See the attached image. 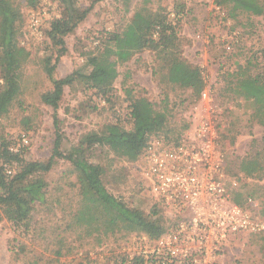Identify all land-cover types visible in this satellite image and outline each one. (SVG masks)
<instances>
[{
  "label": "rangeland",
  "instance_id": "obj_1",
  "mask_svg": "<svg viewBox=\"0 0 264 264\" xmlns=\"http://www.w3.org/2000/svg\"><path fill=\"white\" fill-rule=\"evenodd\" d=\"M9 1L19 14L8 37L0 10V143L28 133L31 144L23 157L47 165L57 138L55 111L42 100V95L53 89L49 69L55 65L54 79L78 73L64 88L58 109L61 150L74 155L85 152L91 162L104 168L108 189L123 195L124 202L135 203L136 197L146 200L149 190H139L137 184L138 156L128 160L115 153L101 144V134L110 124L131 130L130 105L140 96H147L155 103V112L165 115L163 127L151 135L177 137L182 133L189 122L194 96L171 81L169 62L184 53L198 64L209 65L214 90L224 103L219 130L225 171L239 181L229 201L245 204L252 197L258 203L254 211L264 218V95L259 101L239 97L238 79L222 72L227 64L241 65L243 69L250 67L247 77L258 73L264 77V61L257 67L252 58L264 53V0H251L259 13L246 8L235 13L227 7L230 21L211 13L207 0H76L78 6L92 9L65 38L68 52L57 63V48L47 31L52 20L62 15L60 3ZM175 5L181 7L184 16L174 46L144 49L118 64L119 76L112 81L110 93L103 95L87 77L91 71L88 58L110 45L111 34L124 31L137 9L146 8L165 17ZM33 19L39 20L38 30L32 27ZM237 30L241 31L240 44L221 67L216 58L222 40ZM198 31L211 37L204 56V44L194 39ZM253 167L254 172L247 174ZM34 177L47 183L46 199L35 203L30 218L20 225L7 218L0 221V264L113 263L120 245L128 239L117 245L116 234L104 235L97 224L88 226L83 221L91 213L72 164L57 159L52 169L39 171ZM146 204L148 200L143 204L148 209ZM190 213V208L183 210V216ZM224 253L226 264H264V234L239 233L228 240Z\"/></svg>",
  "mask_w": 264,
  "mask_h": 264
},
{
  "label": "trees",
  "instance_id": "obj_2",
  "mask_svg": "<svg viewBox=\"0 0 264 264\" xmlns=\"http://www.w3.org/2000/svg\"><path fill=\"white\" fill-rule=\"evenodd\" d=\"M57 1L63 8V12L61 17L52 20L47 31L53 46L57 48L56 63L68 52L65 38L76 30L92 9V6L89 8L78 6L76 0ZM215 1L224 9L230 7L235 13L242 8L254 10V13L260 12L257 5L252 3L253 0L252 2L251 0ZM175 7L181 13V7L178 5ZM0 10L5 16L7 35L10 37L19 11L9 0H0ZM182 20L183 17L180 16L176 18V24H173L168 15L164 17L146 8L137 9L126 29L122 33L111 34L110 45L88 58L91 71L87 77L96 83V87L103 95L109 94L112 81L119 76L118 64L129 61L136 53L144 49L158 50L174 46L177 39L180 38ZM156 32H158V36L154 37ZM221 45L216 62L224 67L228 63V55L233 51L227 52L224 42ZM252 58L257 61L254 65L260 67L264 61V53L254 55ZM169 64V78L171 81L179 83L182 88L189 90L194 96L191 103H195L206 85L198 62L188 58L184 53H180L171 59ZM227 66L228 68L222 72L226 76H230L231 79L235 77L238 79V96L248 100H261L264 95V77L260 73L253 77H247L245 73H247V69H250L249 66L244 69L241 65L236 67L227 64ZM54 70L55 65L49 69L53 89L42 95L43 102L55 111L54 124L57 138L51 158L47 165L28 161L23 157L25 150L21 153L10 150L9 147L17 139L0 143V221L7 218L16 225L27 221L31 216L34 204L42 203L46 199L47 183L40 178H35L34 175L39 171L44 172L52 169L57 159H66L74 167L81 194L91 213L83 221L88 226L97 224V228H102L104 235L116 234L117 245L135 234H147L155 237L166 228L172 227L175 223L174 219L166 216L165 208L159 202H148L146 204L148 209L143 206L146 203L144 198L136 197L135 203H133L134 201L130 204L124 202L123 195L114 194L108 189L104 181V168L91 162L85 152L77 155L63 153L58 109L64 95V88L74 82L78 73L74 72L64 78L54 79ZM216 98L223 107L224 103L218 93H216ZM154 104L147 96L135 98L131 102L129 113L132 129H121L117 124H110L101 134V144L108 146L109 149L128 160H135L149 136L159 132L164 125L165 115L155 112ZM7 168L12 169L11 173L7 172ZM246 172L252 174L254 167ZM137 184L141 190V184L139 182ZM123 231L128 235H123Z\"/></svg>",
  "mask_w": 264,
  "mask_h": 264
},
{
  "label": "built area",
  "instance_id": "obj_3",
  "mask_svg": "<svg viewBox=\"0 0 264 264\" xmlns=\"http://www.w3.org/2000/svg\"><path fill=\"white\" fill-rule=\"evenodd\" d=\"M207 1L211 13L229 20L221 5ZM168 15L176 24L184 13L171 7ZM38 23L33 19V29L38 30ZM240 38V30L226 35L222 40L226 51H233ZM194 39L204 44V56L211 37L198 31ZM199 66L206 85L191 109L186 129L177 137L149 136L135 162L141 189L150 192L146 200L159 202L175 223L155 237L132 235L120 245L111 264H226L228 240L242 232L264 234V218L254 211L258 203L252 197L245 204L229 201L239 181L225 171L218 127L224 109L217 101L209 65L202 62ZM30 144V135L22 133L9 148L21 153ZM186 208L191 213L183 216Z\"/></svg>",
  "mask_w": 264,
  "mask_h": 264
},
{
  "label": "crops",
  "instance_id": "obj_4",
  "mask_svg": "<svg viewBox=\"0 0 264 264\" xmlns=\"http://www.w3.org/2000/svg\"><path fill=\"white\" fill-rule=\"evenodd\" d=\"M198 11V10H197ZM192 57V56H191ZM241 204H243V203H241Z\"/></svg>",
  "mask_w": 264,
  "mask_h": 264
}]
</instances>
